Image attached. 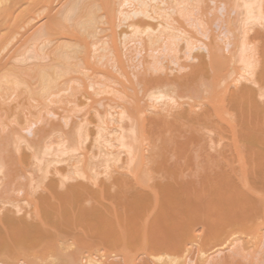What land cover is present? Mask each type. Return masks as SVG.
<instances>
[{
	"label": "bare ground",
	"instance_id": "bare-ground-1",
	"mask_svg": "<svg viewBox=\"0 0 264 264\" xmlns=\"http://www.w3.org/2000/svg\"><path fill=\"white\" fill-rule=\"evenodd\" d=\"M118 1L114 0L115 3H113V0H0V74L9 76V78H14L16 74V78H18L22 75L21 73L25 72L27 75L32 72V69L29 68H33V65L37 64L38 68L34 66L37 71L33 69L35 72L39 71V74L37 73L39 76L35 72L29 73V75L32 76L35 73L39 78L46 77V75L49 78L48 74L51 73H48L49 70L53 71V68L56 69L59 64L66 65L64 68H68L67 65L70 67L72 65L73 73L77 71L79 72L77 74H80L81 71L91 69L95 71L93 73L100 74L103 80L99 77L100 75L96 74L101 79L98 86L105 89L104 92H108L105 93L106 101L109 100L108 103L102 101L104 107L94 109L95 118L91 114L95 120L94 123L92 118V124L89 122L90 118L85 117L83 120L77 118L80 121L76 120L71 128L66 131L61 129V133L57 132L59 134L55 138L57 140H53L56 147L51 145L50 138L49 144L47 139H42L43 142L40 138V142L44 146L42 156L51 153V156L45 158L50 165L54 160H51L53 153L59 156L60 153L63 155V153L69 152V154L66 153L68 155L66 162L62 163V165H66L62 168L56 167L57 163L55 165L53 162L55 167L52 174L54 176L52 179L50 178L51 180H47L48 184L44 182L46 178L43 180V176L40 175L43 180V183L41 182L42 189L48 185L46 191L51 194L50 191L57 188L58 185L63 187L64 184H67L65 179L69 172L80 171L83 178L81 181L68 183L66 187L64 185L66 190L64 194L66 193L68 199L73 200L77 196L82 198V195L85 196L87 193H91V196L95 195L92 193L94 190L100 196L110 189L111 191L117 189L121 194L135 193L138 212L135 209L136 204H134V209L139 213V218L142 216V220L140 219L142 223L139 222L142 224V228L140 224L141 232L145 235L147 231L151 230L148 229V225L151 223L152 228L162 233L160 239L155 235L151 236L157 238L161 246H167L170 241L182 242L186 237H195V232L205 228L202 232L208 235L210 230L209 235H211H205L207 239L204 236V241H207L208 247L210 242L213 243L210 244L209 253L206 254L207 250H203V247L198 250L202 249V252L200 251L202 254L197 252V254L203 255L206 250V256L203 255L202 258L203 264H264V0H240L241 2L239 0H220V5H222L220 10L224 11L222 15L218 14L220 19L217 17L215 19H219L220 22L224 21L220 24L215 23V17L211 19L213 22L211 24L208 13L206 14L207 10L203 11H205L204 15L208 20L207 18L203 19V6L200 3L202 0H195L201 6L199 9L202 15H198V18L203 16L201 18L203 20L200 21L198 18L193 21L195 18L190 16L194 0H169L170 2L167 0H130L129 2L128 0L129 3L127 0ZM125 4H131V8L130 5H128L130 9H127L126 6L125 9L122 8ZM241 8L242 12H239ZM167 9L174 12V17L167 16ZM237 13L242 14L243 17ZM166 16L169 20L164 18ZM237 16L240 17V21ZM162 17L164 19L155 24V21H159L158 19ZM190 17L192 19L190 20L196 24L198 21L203 23L199 27L206 24L207 28V21L210 22V26L215 24L214 27H210V32L213 31V34H210V41L202 44V50H205L203 52L206 55L202 51H200L202 57L200 52L196 53L200 54L199 62L192 63L191 61L188 64L180 59L179 62L182 63V66L180 67L179 64V67L182 72L178 73L181 69L178 70L176 67L175 72H177L172 71L175 74H171L172 72L170 73L166 69V67L169 69L168 63H166L167 65L163 64V60L168 56L178 60L181 57V52L184 53H182L184 57L190 52L193 38V34H190L187 28V20ZM120 20H123V24L127 20V24L125 32L123 30L122 34H119L124 42L119 39L118 43L116 30L119 26H115L116 24L122 25ZM217 23V29L220 31L212 30V27L216 29ZM221 29H224V32ZM199 31L201 32L202 28ZM206 31H209V26ZM214 32H220L221 36ZM222 32L225 33V39H223L225 45L221 44L222 40L217 38V36L224 38ZM128 38H132L133 43L137 42L139 44L137 48H140V52L142 50L144 53L141 58L140 56L136 57L134 52V54L132 53L136 58L141 59L139 60L141 67L135 68L137 70H130L132 68L130 66L134 63H128L133 57L127 59V50L125 52V49H122V42L126 43L127 45L124 46L128 47L127 42L132 40ZM126 39H128L127 42ZM72 42L78 44L79 48L70 53L67 48ZM47 44L51 45L48 47V52H45L44 49L42 51V47H46ZM131 46V49H134L132 44ZM19 48L27 50L29 54L26 57L28 59L39 58L38 61L34 62L32 66V61L26 62V66L27 63L28 66L29 64L31 66H27L28 69L22 66L25 64L10 65L13 52L15 53ZM122 51L125 53V57H123ZM128 51L130 52L129 49ZM137 51L139 50L135 52ZM140 52H137L138 55ZM127 54L129 55V53ZM203 54L205 59H202L204 58ZM136 58L133 59L136 60ZM177 60L174 62L179 63ZM168 62L170 63L169 60ZM171 62L173 63L172 60ZM138 63L135 61V65ZM20 67H24L25 71ZM185 67L188 69L183 71ZM18 68L21 71L17 76ZM77 74L73 76L76 78ZM11 75L13 76L10 77ZM46 78L43 79L48 80ZM77 78L83 79L79 76ZM82 81L84 82V80ZM90 81L95 80L90 79ZM94 83L90 86L94 87ZM4 85L3 87L9 88ZM98 86L94 87L95 93H100ZM28 87L30 88V84ZM100 87L102 93L103 89ZM87 90L89 89L86 88L85 91ZM26 91L28 92L29 89ZM107 94L110 97H107ZM102 95L104 96V94ZM90 96L92 95L90 94ZM99 98L98 101L94 99L96 102H101ZM102 98L105 101V98ZM120 98L121 100H119ZM102 107L104 110H100ZM111 108L114 110L116 108L117 115L113 114V110L110 111ZM99 110L100 112H98ZM53 127L46 128L49 131L45 129L48 134L54 129ZM55 130H60V128L56 127ZM43 131H41L42 135L45 133ZM6 134H8L4 135L7 137L6 139L0 137L1 145L4 148L7 141H10V138L14 136V134ZM17 135L13 140L16 138L18 141L23 140L22 135ZM3 140L5 141L3 142ZM36 141L39 143L37 146L42 148L39 140ZM1 145L0 150H2ZM35 146L33 144L32 147H29V150L32 151L28 152L27 157L28 155L37 156L38 149ZM20 161L23 165V160ZM37 161L39 162V159ZM108 162L117 164L113 168L110 167L112 168L111 172L106 171L107 165H111ZM38 164H36L37 167L35 165H31V167L35 166L38 169ZM43 166L47 167L46 164ZM80 166L83 172L78 168ZM99 168L109 173L104 172V175H107H105L106 178H98L101 172ZM25 169H23V173ZM36 169L33 172H36ZM48 169L50 168L48 167ZM20 174L18 172L17 176H21ZM45 174L47 175V173ZM48 175L50 174L48 173ZM27 176L29 177L28 173ZM40 176L35 177V181H33H38V177L40 180ZM26 179L25 184L28 186L29 180ZM6 180L8 182L6 181L4 187L2 186L1 193L9 192L11 194L10 191L24 189L23 185H19L22 182L13 185V179ZM25 184L24 186H26ZM30 184L28 187L33 188V185ZM27 186L25 188H28ZM92 186H95V189H92ZM51 188L54 189L51 190ZM28 190L31 189L26 191L28 192ZM54 191L56 192L52 191V194L59 192ZM29 193L31 194L32 190ZM52 194L50 196L54 197ZM61 194L63 195L62 191ZM31 195L33 197L34 193ZM48 195L46 196L49 197ZM35 196L31 198L36 199ZM66 196L64 198L67 202ZM39 197H37L38 200ZM32 199L35 206L37 203L39 204L38 201ZM47 204L45 203V205ZM44 208L47 207L44 206ZM55 208L57 209V207ZM59 209L61 210V208ZM90 210L88 209V211ZM45 211H47L45 216H49L48 211L50 210L45 209ZM0 218L4 219L5 223L9 221L6 225L13 221H10L11 219H14V217L10 219L8 215ZM113 218L115 219V217ZM16 221L14 219L13 223ZM132 228L134 229V227ZM206 228L209 229L208 233H205ZM115 230V228L111 230V233H116L117 230ZM222 230L226 231V234L223 235ZM123 231L120 230L121 235L118 236V234L117 239L123 242L121 245L124 244L122 247L126 248L129 242L127 237L133 233L129 235L127 234L129 230L125 231L126 234ZM149 232L151 233V231ZM218 232L220 237L222 234L226 241L222 237L221 239L217 237L219 236ZM114 236L110 238L115 240ZM135 236L137 239L138 236ZM140 237L139 234V239ZM144 237L140 239L142 247L146 242H144ZM208 237L210 238L208 239ZM216 237L228 244L224 243V246L218 247ZM228 237L231 239L227 240ZM132 238L135 239V237ZM125 241L128 242L125 243ZM214 242L217 248H215ZM19 243H16L19 245L18 247L22 244ZM206 243L204 244L206 245ZM16 244L10 245L15 247ZM211 245L215 246L213 251L210 250L212 249ZM16 249L10 248V252H14ZM18 250L19 248L16 252ZM14 254L12 253V255ZM107 255L104 254L106 258L103 257V263H100L114 264L110 263L108 260L110 256ZM121 255L123 256L122 253ZM194 258L191 261L197 263V259ZM170 259V263L173 262L171 264H178L179 260L176 257ZM198 259L200 261L198 264H202V259ZM182 260L186 261L185 258ZM181 261H179L180 264ZM64 262V264H76L77 261L71 254ZM186 263L189 264V261Z\"/></svg>",
	"mask_w": 264,
	"mask_h": 264
},
{
	"label": "rangeland",
	"instance_id": "rangeland-1",
	"mask_svg": "<svg viewBox=\"0 0 264 264\" xmlns=\"http://www.w3.org/2000/svg\"><path fill=\"white\" fill-rule=\"evenodd\" d=\"M116 1L119 2L118 0H115V2ZM167 1L170 2L169 0H167ZM194 1H193V4H192V2H190L193 5V6L191 5V7H192L191 12L193 13V15H192V13L190 14V16L193 19L195 18L193 21L197 20L198 15H202V14L204 15L205 11H203V10H207L208 12H206V14L208 13V18L210 19L211 24H213V22L211 21V19L213 17H215L214 18L215 23L216 22H218L219 24L221 22L224 23L223 20H221V22H220V20H219L220 18L218 17V14L222 15L223 14L222 12L224 11V10H222V11L220 10V8H221L220 6H222V5H220L221 4L220 0H202V2L200 0H198V1H200L201 6H203L202 7V11H203L202 14H201V10H200L201 9L200 3L195 1L196 2V4H195ZM115 2L113 0V3H115ZM127 2H128V0H127ZM129 2H130V0H129ZM197 4H199V6H197ZM128 5H130V8H131V4H125L122 8L125 9V6L127 8ZM199 7H200V9H199ZM130 8L128 7L127 9H130ZM203 8H205V9H203ZM194 10L195 11L197 10V11L195 12ZM238 10H239V8H238ZM240 10L241 11H239V12H242V8ZM166 11H167L166 14H168L167 16L171 15V17L172 16L174 17V12H170L171 9H167ZM198 12H199V14H198ZM170 13H172V14H170ZM215 13H216V15H215ZM209 15H211V16L209 17ZM237 15H240L241 17H243V15L240 13H237ZM167 16L164 18L167 19L168 18ZM194 16H197V17H194ZM191 17L187 20V23L189 24V25L187 24V28L190 31V34H193L192 35L193 38L191 40L192 45H191L190 52L187 53V55H186L187 57L186 56L184 57L183 52H181V54L179 52L181 57L178 58V60L175 59L178 62L181 59L180 61L186 62V63L188 62V64H190L191 61H192V63L200 61V60H198V58L201 59L200 54L197 55L196 53H199L200 51L205 52V50H202V46H203L202 44L204 42L210 41L211 40L209 38V37H211L210 34H213V31L210 32V27L213 25L210 26V22L207 21L208 20L207 16L206 17H205V15H204V17L202 16L203 19L207 18V20H206L208 22L207 28H206V24L204 25L205 28H204V26L199 27L201 24H203V23H199L200 20H203V19H201L202 18L201 16L198 18L199 21L198 22L196 21L197 24H199L198 26L196 23L191 21L192 20ZM216 17L219 18V19H217L218 21L215 20ZM164 18L163 17L159 18L158 19L159 21H155L156 23L155 22H153V23L157 24L158 22L162 21L161 19H164ZM238 19L240 21V17H238ZM167 20H169V18ZM167 20H165V21H167ZM117 21L119 22V20H117ZM170 21H171V19H170ZM122 22H123V20H120V23L123 26L117 25V24L115 26V27L119 26V28L117 27L118 30L122 26L119 31L116 30V28H115V30L117 32H119V33L116 32V34H118V36H117L118 43L120 41L119 39H121V41H123L122 40L123 38H121V36H119V34H122L123 30H124V32L126 30L125 26L127 24V20H126V23H124V24ZM192 23H194L196 25L194 26V24H192ZM218 23L216 24V29L215 28L213 29V27L215 26V24H214V26L212 27V30L220 31L219 29H217ZM163 24H165L164 21H163ZM208 26H209V31H206L208 29ZM197 27H199V29H197ZM200 28H202L203 32L199 31ZM221 30H223V32H224V29H221ZM223 32L221 34L223 35L224 38L218 37L220 35L219 34L220 32L219 33L214 32V34L218 35L217 38L222 40V42H223V39H225V36H224L225 33L223 34ZM128 39H130V38H128ZM128 39H126V42L128 41ZM132 41H133V39L130 42H127L128 47L124 46V45H127L126 43L123 44L124 41L122 42V49L124 48L125 52L127 50V52H126L127 59H130L132 57L136 58L137 56H140V58H141V56H143L142 55L143 51L141 50V52H140V48H137L139 44L137 42L133 43ZM222 42L220 41L221 44L225 45L224 44L225 40L223 43ZM131 44L133 45L134 49H131L132 48ZM135 44H137V45H135ZM48 47H51V45L47 44L46 47L43 46L42 51L44 49L45 52L46 51L48 52V49H49ZM125 47H127L130 50V52ZM224 47H227V46H224ZM224 47H223V50H224ZM78 48H79L78 44H75L72 42L67 49H69L68 51L70 53H72V52H75L74 50H76V49L78 50ZM19 49H17V51H15V53L13 52V57L11 59L10 65L20 66L21 64H25L22 66H24L25 68L28 69V67L30 66V64L28 66L29 62L32 61V63H31V66H32V64L34 62L38 61L39 58L38 59H28L26 57L29 54L27 52V50H25V49L19 50ZM131 50H134V51H131ZM136 50H139L137 52L138 53L140 52L141 55L140 54L138 55V53L135 52ZM202 52H200L201 57H202ZM224 52H225V50H224ZM127 53H129V55ZM132 53L134 55H136V57L134 55H132ZM124 54L125 53L123 52V57H125ZM179 54L176 53V55H179ZM204 54H203L204 58H202V59H205L206 54L205 55ZM167 56H168V54H167ZM197 56H199V57H197ZM169 57L172 58V56H168V58L165 57V59L163 60V64L167 65L166 63H168L167 66L169 67V69L166 67L167 71H169L171 73L172 71L175 72V69L177 70V68H178V70H180L182 63L181 62H179V63L174 62L175 60L173 58H175V57H173L172 59ZM182 57H184V58H182ZM133 58H132V60L130 59L131 62L129 60L128 64H132V62H133L134 64H132V66H130V67H132L130 70H132V69L137 70V69H139V66L141 65V63L139 62V60H141V59L136 58V60H135ZM176 58H177V56H176ZM170 59L173 61V63L171 62ZM206 59H207V57H206ZM134 60L136 61V63L139 62L138 64H136L137 66L135 65ZM168 60L170 61V63L168 62ZM193 60H195V61H193ZM26 62H28L27 63L28 67L26 66ZM64 64H66V63H64ZM179 64H180V67H179ZM36 65L37 64L33 65V68ZM59 65L56 67V69H55V67L54 68L52 67L54 69L53 71H50L49 69H47V70H49L48 73L51 72L50 74H48L49 78L46 75L48 80H44L46 77H40V78L37 77V75L39 74V71L35 72V70L38 68L37 66H36L37 68L36 67L34 68L35 70L33 68H29L30 70L32 69V72H29V73L35 72L36 74L38 73L37 75H35V73H34V74H32V76H30L31 74L29 75V73H28L26 75L25 72H24L25 74L21 73L22 75H20L19 71H21V70H19V69L21 67L16 70V72L18 71L17 76L20 75V77H18V78H16V74L14 75V78H9V76H4L2 73L0 74V106L2 107V108L0 107V134H1L0 137L2 138V137H4V135L7 136L8 134H6V133H10V135H13L15 131L16 132L18 131L17 133L15 132V134L17 135L19 133L20 135L18 134L17 136L22 135L23 140L24 139L26 140V141H23L22 139L21 140L19 139L20 141H18L16 138L15 139L16 141H15V140H13V138L16 137V135L14 134L15 137L13 136V138H10L11 139L10 141H7L5 148L1 145L2 141L0 142V145L2 146V150H0V181H2L0 183V187H1V189H0V196H1V198H0V217H3L4 215H8L10 219H11V217L12 218L14 217V219L17 220L16 222L13 223L14 219H11L10 221H12V220L13 221L11 223H8V225H6V223L9 221H7L5 223L4 219L0 218L1 220H3V221L0 220V224H3L2 226L0 225V264H64L65 263L64 261H66V259L69 256H71V254L73 257H75V260L77 262L79 261L80 264L81 263L82 264H101L100 262H102L103 257H105L104 254L105 255L108 254L110 256L109 257L107 255L109 257V258L107 257L108 260L110 261V263H114V264H117V263L118 264H122V263L123 264H167L168 262L170 263V260H171L170 258H173V257H176L179 261H181L182 259L185 258V260L187 262L189 261V264H193L191 262L195 263V261H191V260H193V258L195 256H197L196 258H194V259H197L196 260L197 263H195V264H198V262H200L198 258L202 259L203 255H205L206 250L208 251V252L206 251V254L209 253L210 251L208 249L210 247V244L213 243V242L212 243L210 242L209 247H208V245H207L208 243H206L207 241L206 242L204 241L205 237H206L205 235H207V234H204L202 231L205 230V228L202 231H201V229H199V231L195 232L196 233L195 237L194 236H191V238L186 237L185 238L186 241L183 239L182 242L184 245L182 244V242H180V241L178 242V241L174 240L175 242L174 241L169 242V244H168L169 246L168 245L167 246H164V245L161 246L159 244L160 242H158L159 240H157V238L159 237L158 239H160V237L162 236V233H160L159 230H155L154 228H152L150 226L151 225L150 222H148V223H150L148 225V229L149 228L151 229V230H149V231H151V233L149 231H147L149 233L147 234V232H146V234L144 235L141 232V228H142V224H141L142 218L141 217L142 216L139 218V213H137L138 212V209H137L138 204H136L137 203V198H136L137 196H135V193H132L131 195H129L128 192L125 193L129 196L128 197L127 195H125L123 193H122L123 194L122 195L117 189L116 190L112 189L113 193L110 189L109 191H105L104 193L101 194V196L105 198V199H103L99 195V193L96 194L95 190H94V192H92V193H94L97 197L93 194L91 196V193L90 194L87 193L89 195L86 196L87 194H85L86 197L83 196L84 195L83 194L82 198L80 196H77V197H75V199L70 200V199H68V196L65 195L66 193L64 194V191H66L64 188V185L66 187L68 185V183L77 182L79 180L81 181V179H83L82 176L80 175L81 174L80 171H75V170L68 173L67 178L65 179V183H67V184H64L63 187L58 185V187L55 189L51 188V190L54 189V190H57V192L59 191L58 194H52V191L56 192L54 190L50 191L54 197L50 196L51 194H49V192L46 191V189H48L49 186L45 185V183H44L45 187H43V189H42V187H41V185H43L42 181L46 178L44 180V182H46V184H48L47 182L49 180H51L52 177L54 176L52 173H53V168L55 167L56 163H57L56 167L59 166V168H62V166L66 165V164L62 165V163L66 162L68 155H66L67 152L65 154L63 153V155L60 153L59 156H58V154L53 153V157L51 160L54 159L53 162L55 163V165L53 162H52V165H50V163H48L49 161H46L45 158H47L51 153L49 155L45 154L47 156H44V155L42 156V154H43L42 150L44 149L43 148L44 146H43V143L40 142V138H41V140L44 138H45L44 140L47 139L48 144H49V138H50L51 145L56 147V143H53V140H57V139H55L59 135V134H57V132L60 131L59 133H61L62 131L68 130L69 128H71L74 125L76 120H79V119L83 120V118H85V117L87 119L90 118L89 122H91V124H92L91 120L93 118H95L94 111L96 109H98V107H101V106L104 107V103L109 101V100L106 101V98H105V96H106L105 93H108V92H106V91L104 92L105 89L98 86L101 83L100 82L101 79L103 80V77L101 78L100 74L93 73V72H95L94 70L86 69L85 71H81L83 74V76H82L81 72H80V74H77V73H79L77 71H75L76 73H73L74 67L71 68L72 65H71V67L69 65H67L68 68H64L66 65L65 66L64 65L59 66ZM24 67H22L21 69L22 70L25 69ZM170 67H171V69H170ZM135 68H137V69H135ZM186 68L187 67L183 68L184 69L183 71H186ZM47 70H46V72H47ZM88 70H91L92 72L88 71ZM23 71H25V70H23ZM86 71H88V72H86ZM27 72H28V70H27ZM173 72L171 74H175L177 71L175 73H173ZM179 72H182V69L180 71H178V73ZM92 73H93V75H92ZM23 74H24V76H23ZM41 74H43V73H41ZM41 74H40V76H41ZM74 74L75 75L77 74V77L78 76L83 77V79L82 78L78 79L77 77L75 78V76H73ZM96 74H97V76L100 75L99 77L101 79L99 77H97ZM86 75H90V76L87 77ZM12 76L13 75H11L10 77H12ZM92 76H94V77L96 76L97 78L95 77L96 79L95 78L93 79ZM90 79L95 80V81L91 82ZM82 80H84V82L85 83L87 82V83L85 84ZM97 80H98V82H97ZM5 81L7 83H4ZM93 82H95L94 87L98 86V90L100 91V93L94 92L95 88L91 87L92 86L91 84H93ZM80 83H82V84H80ZM4 84L6 86H8L9 88L7 89L6 87H3ZM29 84H30V88L28 87ZM99 87L101 89H103L102 93H101V90L99 89ZM86 88L89 89V90H87L88 93H87V91H85ZM26 89L27 90L29 89V91L27 92ZM31 89H32V91H31ZM91 90H93V91L91 92ZM98 90H95V91L97 92ZM89 93L92 96H90ZM93 93H94V95L97 94V95H95L96 97L93 95ZM102 94H104V96ZM100 96L104 97L105 101L102 97L99 98ZM107 97H110V96L108 95ZM92 98H93V100H92ZM94 98L97 101L99 98L100 99L99 101H101V102H96ZM117 98H118V96H117ZM119 100H121V98ZM103 107L100 110H104ZM116 108H115V110H116ZM100 110L98 112H100ZM112 110H113V114L117 115V110H119V108H117L116 111L113 108H111L110 111L112 112ZM91 114L94 115L93 118H92ZM102 116L104 117V115H102ZM77 118H79V119H77ZM79 121H77V122H79ZM94 122H95V120L93 121V123ZM51 123H53V124H51ZM51 125H52V127L54 125H58V126H54L53 127L54 129H52L48 134L47 131H49V130H47V129H48V127L50 128ZM56 127H59L60 130H55ZM61 129H62V131H61ZM41 131L45 132V133H43V135L46 137H44L42 135ZM38 137H39V139H38ZM4 138L6 139L7 137H4ZM35 139L39 140L40 146L42 148L37 146V145H39V143H37V141ZM44 140H42V141L44 142ZM4 141L5 140H3V142ZM31 141L34 142V143L32 142V145L33 144H34V146L36 145L35 147H37V149H38L37 150L38 152L36 151L37 156L35 157V155H34L33 157L35 159L37 157H39L37 159H39L40 163L37 161V159L35 160L30 155H28V157H27V154H29L32 151V150L31 151L29 150V147H32V145H30ZM26 142L29 143L28 144L29 146L27 145ZM50 148H52V147L50 146ZM35 149H33V150H35ZM33 153H34V151H33ZM39 154H40V156H38ZM67 154H69V152ZM43 157H44V159H43ZM19 158H21L23 160L25 166H24V164L23 165L21 164V161H20L21 159H19ZM59 158H61V160H59ZM31 159L33 160V162ZM43 160H45V161L42 162ZM29 162L30 163L32 162L33 164L32 163L30 164ZM111 162H108V163H111ZM60 163H61V166H60ZM26 164H27V167H26ZM36 164H38V166H39L38 169H36V167H37ZM43 164H46L47 167L43 166ZM31 165H35L36 167L33 166V168H32ZM106 165H105V167H106ZM109 165L110 164H108L107 165L108 167H106L107 172H111L112 168L115 167L117 164L115 162H113V163H111L110 166ZM23 166H24V168L27 169L26 172H25L26 169L24 170L25 174L23 173V169H24ZM29 167H31V168H29ZM48 167L50 169H48ZM102 167H103V165H102ZM105 167H104V170H105ZM110 167H112V168H110ZM78 168L81 169V166ZM35 169H36V172H33ZM110 169H111V171H110ZM30 171H31V174H30ZM50 171H52V172L50 173ZM100 171H101L100 175L98 174L99 179L100 178L104 179L107 176L106 174H109L105 171H102V168L100 169ZM18 172H19V174L21 173L20 174L21 176H19V177L17 176ZM32 172L35 176L32 174ZM81 172H83V169H81ZM104 172L106 173L105 174L106 176L104 175ZM27 173H28L29 177L28 176L26 177ZM45 173H47V175ZM48 173L50 175H48ZM36 174H39V175H36ZM30 175L32 177H34L32 180H31L32 177ZM40 175L43 176L42 177V179L44 178L43 180L41 179ZM8 176H10V177L8 178ZM15 176H17V177L15 178ZM37 176H40L41 181L39 180V177H38L37 180L39 182L38 181L34 182L35 181L34 179ZM44 176H46V177H44ZM26 178H28V180H29L28 186L31 182V184L33 185V188H29L27 186V184H25V181L27 180ZM6 179H13V181H12L13 185H15V184L18 185V182L19 183L22 182L19 185H21V186L23 185L24 189L23 188L17 189L13 192L10 191L11 194H9V192H7L8 194L5 192L1 193V190H3L2 186L4 187V184L8 182ZM24 184L28 188H25L26 186H24ZM46 186H48V187L46 188ZM16 188H18V186H16ZM27 189L32 190V193H34V196L36 195L35 196L36 199H32V198H34V196L32 197V195H31L32 193L31 194L29 193V192H31V190H28V192H27L26 191ZM92 189H95V186ZM61 191H62L63 195L67 197V200H68L67 202L65 200L66 198H64V196L61 194ZM131 192H133V191H131ZM26 194H27V196H26ZM43 194H44V196H43ZM45 194L48 195L49 197H47ZM28 195H31V196H28ZM38 196H40L39 200L37 199ZM62 196L64 199L63 198L61 199ZM41 198H42V200H41ZM31 199L35 200L36 202L37 201L39 202V204L37 203V205H36L37 207L34 205V203L31 201ZM47 199H49V200H47ZM43 201H45V202H43ZM130 201H132V203H130ZM45 203H48V204L45 205ZM40 204L42 205L43 208L41 207ZM131 204H132V206H131ZM134 204H136V207L134 206ZM44 206L47 208H44ZM33 207H36V208H33ZM55 207H57V209ZM134 207H135L137 212L135 211ZM59 208H61V210ZM91 208L93 210H90ZM45 209L50 210V211H48V213L52 217L48 213H47V215H49V216H47L48 218L45 216L46 215L45 213L47 212V211H45ZM88 209L90 211H88ZM33 210H34V212H33ZM37 210H38V212H37ZM40 210H41V212H40ZM50 212H52V213H50ZM37 214H40V215L38 216ZM113 215H116V216H113ZM113 217H115L116 220ZM57 219H59V220H57ZM2 222H4V223H2ZM139 222H141V223H139ZM104 223H105V225H104ZM4 224H5V226H4ZM140 224H141V228H140ZM43 225H44V227H43ZM107 225H109V226H107ZM136 225H137V227H136ZM37 226L40 227L41 229H39ZM42 227H43V229H42ZM132 227H134L135 230ZM114 228L117 230V231L115 230L116 233L117 232H119V233H117V234L115 232L111 233V230H113ZM118 229H119V231H118ZM106 230H108V231H106ZM120 230L121 231L124 230L123 231L124 233H125V231L127 232V230H129L127 233L129 235H130V233H133V235L131 234L132 236L130 235L131 237L130 236L127 237V240H129V242L127 241L128 242L127 243L125 241V243H127V246H126L127 249L123 248L122 246L124 244L121 245V243H123V242H121L117 239V235L118 234H119L118 236L121 235ZM208 230L209 229L206 228L205 233H208V232L211 233V231L210 230L208 231ZM152 231H153V233H152ZM223 231L224 230H222L223 235H224V233L226 234V231H224V232ZM156 232H158V233H156ZM209 233L207 236L211 235V234L209 235ZM139 234L141 237L145 236L144 242L145 241L146 242L145 243L143 242L144 243L143 247L141 245V243H142V241L140 240L141 237L139 239ZM199 234H200V236H199ZM212 234H214V233H212ZM218 234H219V232H218ZM135 235L138 236L137 239H136ZM154 235L157 238L151 237ZM113 236L115 237V240L113 238H110ZM132 237H135V239H133ZM213 237H214V235H213ZM213 237H211V238H213ZM217 237H219L220 239H221V237L223 238L222 234H221V237H220V234ZM217 237L215 238V240L217 239L216 241H218L217 242L218 247L224 246L225 245L224 243L228 244V242H225L226 241L225 238H223L225 240L223 242V241H220ZM209 238L210 237H208V239ZM206 239H207V237H206ZM230 239L231 238L228 237L227 240H230ZM211 240L213 241L214 239H211ZM19 242L22 244H20ZM16 243H19L20 247H18L19 245ZM204 243H206V245ZM218 243H220L222 245H220ZM10 244L11 245L16 244L17 246L11 247ZM22 245H24V247H21ZM214 245L216 246V243ZM214 245H211L212 249H210V250L213 251V249L217 248V246L215 247ZM200 247H203V250L206 249L203 252V255H201L202 249H200L201 252L198 251ZM213 247H215V248H213ZM10 248L13 250L15 248H17V249L19 248V250H18V252H16L17 249L14 252H12V251L10 252ZM123 249H125V251H122ZM189 250H190V252H189ZM193 251H195V253H193ZM197 252L201 253L200 254L201 257H199L200 255L197 254ZM12 253L13 254L15 253V254L12 255ZM121 253L123 254V256L121 255ZM67 254H68V256H67ZM124 257H126V258H124ZM105 258H104V260H105ZM108 260H106V261L109 262ZM179 261H178V264H180ZM186 261L182 260L181 264H188V263H186ZM77 262H76V264H77ZM171 263H173V262H171ZM201 263L202 264L204 263L203 259H202Z\"/></svg>",
	"mask_w": 264,
	"mask_h": 264
}]
</instances>
